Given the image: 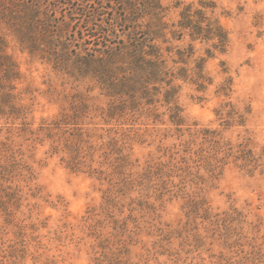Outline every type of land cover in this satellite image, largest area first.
Instances as JSON below:
<instances>
[{"label":"rangeland","instance_id":"1","mask_svg":"<svg viewBox=\"0 0 264 264\" xmlns=\"http://www.w3.org/2000/svg\"><path fill=\"white\" fill-rule=\"evenodd\" d=\"M198 1L213 3L228 47L206 62L203 92L181 85L179 129L166 116L105 119L107 99L0 27L25 109L0 117V166L13 164L0 176V264H264V0H161L167 24ZM77 94L87 115L54 126ZM66 141L81 150L77 171Z\"/></svg>","mask_w":264,"mask_h":264},{"label":"trees","instance_id":"2","mask_svg":"<svg viewBox=\"0 0 264 264\" xmlns=\"http://www.w3.org/2000/svg\"><path fill=\"white\" fill-rule=\"evenodd\" d=\"M214 9L204 1L184 5L176 23L168 25L161 0H0V27L31 59L107 99L101 113L105 119L137 115L156 122L166 116L179 129L185 125L176 103L181 85L203 92L211 85L206 62L224 55L228 47V34ZM184 38L187 46H172ZM194 43L206 46L204 57L194 58ZM4 44L0 37V117L17 120L25 112L15 94L20 75ZM230 86L226 79L218 92L225 97ZM74 98L71 116L61 114L54 126L65 121L79 126L75 122L87 115V102L79 94ZM81 139L78 134L74 141L80 145ZM65 144L67 167L77 171L81 150L75 142ZM8 168L0 166V176L7 177Z\"/></svg>","mask_w":264,"mask_h":264}]
</instances>
